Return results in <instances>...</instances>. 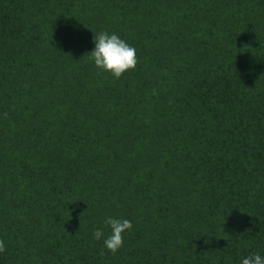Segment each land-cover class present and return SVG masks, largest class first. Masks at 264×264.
<instances>
[{
  "label": "trees",
  "instance_id": "1",
  "mask_svg": "<svg viewBox=\"0 0 264 264\" xmlns=\"http://www.w3.org/2000/svg\"><path fill=\"white\" fill-rule=\"evenodd\" d=\"M102 31L134 71L89 59ZM0 240V264L264 256V0H0Z\"/></svg>",
  "mask_w": 264,
  "mask_h": 264
},
{
  "label": "clouds",
  "instance_id": "2",
  "mask_svg": "<svg viewBox=\"0 0 264 264\" xmlns=\"http://www.w3.org/2000/svg\"><path fill=\"white\" fill-rule=\"evenodd\" d=\"M95 47L90 52L89 59L102 72L110 73L115 79H119L125 72L134 71L138 65L136 49L130 46L117 34H109L102 31L94 36ZM99 74V73H98ZM104 223L111 228V234L103 240L104 247L112 254L117 253L124 245V234L131 231L133 225L128 219L107 217ZM93 236L100 240L104 233L97 228ZM6 251V245L0 240V253ZM241 264H264V256L253 252L242 258Z\"/></svg>",
  "mask_w": 264,
  "mask_h": 264
}]
</instances>
